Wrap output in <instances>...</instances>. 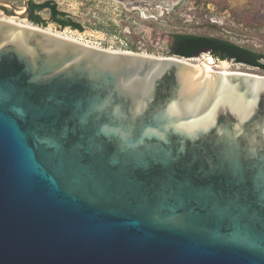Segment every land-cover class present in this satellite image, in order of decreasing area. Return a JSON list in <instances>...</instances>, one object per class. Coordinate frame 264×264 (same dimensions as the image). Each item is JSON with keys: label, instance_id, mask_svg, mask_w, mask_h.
Returning <instances> with one entry per match:
<instances>
[{"label": "water", "instance_id": "water-1", "mask_svg": "<svg viewBox=\"0 0 264 264\" xmlns=\"http://www.w3.org/2000/svg\"><path fill=\"white\" fill-rule=\"evenodd\" d=\"M38 28L0 19V264H264V76Z\"/></svg>", "mask_w": 264, "mask_h": 264}, {"label": "rangeland", "instance_id": "rangeland-1", "mask_svg": "<svg viewBox=\"0 0 264 264\" xmlns=\"http://www.w3.org/2000/svg\"><path fill=\"white\" fill-rule=\"evenodd\" d=\"M0 1L23 9L26 0ZM32 1H53L57 9L79 23L83 31L60 29L54 24L39 28L74 37L102 49L167 57L171 35L184 33L220 38L264 54V0H186L180 6L177 5L178 0H171L176 6L169 11L161 8L128 10L114 0ZM6 10L8 14L0 9V18L36 26L26 15L19 17L10 9ZM38 15L48 19L49 12L43 10ZM237 68L245 70L248 67L229 63V69ZM251 70L264 76V71Z\"/></svg>", "mask_w": 264, "mask_h": 264}, {"label": "trees", "instance_id": "trees-1", "mask_svg": "<svg viewBox=\"0 0 264 264\" xmlns=\"http://www.w3.org/2000/svg\"><path fill=\"white\" fill-rule=\"evenodd\" d=\"M47 10L48 19H43L39 12ZM6 14L8 11L2 9ZM28 20L38 26L45 27L54 24L60 29L70 28L79 32L83 31L82 26L69 18L66 13L59 11L53 1L41 3L29 2ZM204 50H209L210 54L219 60H232L235 64H245L257 67L264 71V54H259L229 41L203 35L175 33L171 35V40L167 45V56H180L183 58H194V56Z\"/></svg>", "mask_w": 264, "mask_h": 264}, {"label": "bare ground", "instance_id": "bare-ground-1", "mask_svg": "<svg viewBox=\"0 0 264 264\" xmlns=\"http://www.w3.org/2000/svg\"><path fill=\"white\" fill-rule=\"evenodd\" d=\"M22 10L21 9L18 14L22 13ZM0 19H6V18H0ZM12 23H15V24H18V25H22V26H27V27H32V28H38L36 26H33V25H26L24 24L23 22H16V20H13L11 18H8L6 19ZM14 22H13V21ZM40 29V28H38ZM45 30V29H44ZM49 33H52V34H57L58 36H61V37H64L66 39H69V40H72V41H75V42H78V43H81L83 45H86V46H92L88 43H85L84 41L80 40V39H77V38H74V37H71V36H67V35H64V34H60V33H56V32H50L49 30H45ZM66 34V33H65ZM92 47H95V46H92ZM96 48H99V47H96ZM99 49H102V48H99ZM103 50H107V51H110V52H119V53H126V54H136V53H133V52H122V51H113V50H109V49H103ZM138 55H142V56H148V55H143V54H138ZM148 57H153V56H148ZM157 58V57H156ZM158 58H162V57H158ZM201 58V60H199L200 58H196V59H191L190 62L191 63H195L194 65L196 67H199V68H202V69H205V70H219V71H225L226 73L228 74H252V75H260V74H257V73H254L252 72L253 70L251 69H248L246 68L245 70H242L240 68H237L235 70L233 69H229V63L228 62H225V61H221V62H216L211 56L209 55H203ZM241 67V66H240Z\"/></svg>", "mask_w": 264, "mask_h": 264}, {"label": "flooded vegetation", "instance_id": "flooded-vegetation-1", "mask_svg": "<svg viewBox=\"0 0 264 264\" xmlns=\"http://www.w3.org/2000/svg\"><path fill=\"white\" fill-rule=\"evenodd\" d=\"M29 2H30V0H28V5H29ZM25 4H26V1H24V7H25ZM26 16L28 15V10L26 11V14H25Z\"/></svg>", "mask_w": 264, "mask_h": 264}]
</instances>
